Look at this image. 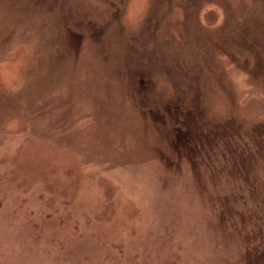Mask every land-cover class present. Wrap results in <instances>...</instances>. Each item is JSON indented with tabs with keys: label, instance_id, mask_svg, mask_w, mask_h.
I'll list each match as a JSON object with an SVG mask.
<instances>
[{
	"label": "rangeland",
	"instance_id": "obj_1",
	"mask_svg": "<svg viewBox=\"0 0 264 264\" xmlns=\"http://www.w3.org/2000/svg\"><path fill=\"white\" fill-rule=\"evenodd\" d=\"M259 215L264 0H0V264H264Z\"/></svg>",
	"mask_w": 264,
	"mask_h": 264
},
{
	"label": "trees",
	"instance_id": "obj_2",
	"mask_svg": "<svg viewBox=\"0 0 264 264\" xmlns=\"http://www.w3.org/2000/svg\"><path fill=\"white\" fill-rule=\"evenodd\" d=\"M178 130L181 131V132H185V131H183L182 127L179 128ZM224 137L225 136H223L221 138V143L222 144H220L216 150L212 149L213 150V152H212L211 149H210L211 153H214V154L217 153L215 155L217 157L215 160H217V159L220 160L221 159V161L219 162V165H221V168H219V167L218 168L220 169V171H223V170H226L230 166H234V167H236L238 169V174L241 175L242 178H244V180H248L250 182V184H252V181L249 180V176L252 177V174L248 173V170L250 168L247 167V165L243 164V162H244L243 160L245 158H247L245 155L249 156L250 153H252V155H254V156L257 155L256 152H258V150H259L258 147H260V145L262 144L260 141L263 142V137L259 136V137H255L254 138L256 140V142L253 141L252 146H253V149H254L255 148L254 145L256 143L257 149L255 148L256 149L255 152L253 150H251L252 146H249V143L248 142L245 143L244 141H242V139H241L242 142H240V143L237 142V139L235 141H232V142H226ZM232 137H234V136H232ZM243 138H244V136H243ZM219 140H220V138H219ZM247 148H249V150H251L253 152L248 151ZM235 154L238 155L239 158H242V159H239V158H237V156H234ZM243 155L245 157H243ZM259 218H263L264 219V217H262L261 215H259ZM250 221H253V220H250ZM256 232L257 233L259 232L258 227H257V231ZM258 234H256V236H258ZM261 236L263 237V240H264V232L261 233ZM259 237L260 236H258V239H259ZM263 242L264 241H262V242L260 241L259 244L261 245V243H263ZM259 244H258V246H259ZM258 246H255V248H258ZM257 258H259V257H257Z\"/></svg>",
	"mask_w": 264,
	"mask_h": 264
}]
</instances>
